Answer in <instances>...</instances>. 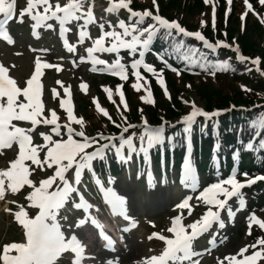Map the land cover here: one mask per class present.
<instances>
[{"label":"snow or ice","instance_id":"1","mask_svg":"<svg viewBox=\"0 0 264 264\" xmlns=\"http://www.w3.org/2000/svg\"><path fill=\"white\" fill-rule=\"evenodd\" d=\"M207 4L209 0H204ZM229 4L231 0H228ZM260 4L264 6V0H259ZM131 0H108V7L105 9L108 13L117 12L120 9L127 11V22L124 19H119L115 25L112 22L107 23L108 30L105 31V24L100 23V35L94 39L91 46L86 48L87 60L92 65H101L99 71L107 72L121 81L128 79V72L125 63L121 62V50H126L129 57H135L138 54L139 58H133L130 63L131 75L135 77L136 83L132 84V88L139 91L145 85H148V80L142 77L139 68L143 67L144 71L150 73L156 78L157 84L164 90L166 98L170 99V94L167 91L166 81L163 73L165 68L171 69L179 75V71L169 64L165 59L166 54L169 53V48H164L159 52H155L156 58L163 64L159 71L150 63H146L144 58L146 53L150 50L151 45L155 39L163 33V42L168 44L172 52L179 53L184 49L185 40L179 39L180 34L183 37H193L197 41H202L205 48L213 50L217 46L228 47L223 41L217 40L215 44L209 41L201 34L200 31H186L181 27L176 20L169 21L161 15L153 14L151 11H136L130 7ZM155 5V0H153ZM244 4L248 10L252 6L248 0H244ZM14 0H0V13L3 14L4 20H0V37L12 43V38L7 34L4 24L7 20L12 18L14 12ZM43 8V12L33 9ZM215 12L213 7V27H215ZM27 14L32 23L33 35H37L36 29L41 24H45L49 20H53L59 24V35L64 40L65 47L69 52L75 50V45L69 44L65 38V33L70 31L66 25H72L79 28L78 36L79 42H83L84 38L88 36L86 31L89 24H94L95 17L93 13V5L89 0H67L61 4L57 2L55 5L50 4L49 0H27V7L20 10V16ZM228 15L226 10L225 16ZM146 18H150L151 22H147ZM244 14L241 15L243 21ZM83 23H80V22ZM22 22V20H21ZM261 22L264 23V17H261ZM203 23V22H201ZM146 24V26H144ZM47 28H52L51 23L46 24ZM119 29V30H118ZM175 30V34H173ZM178 41V42H177ZM190 51L196 53L197 48L192 47ZM236 59L238 61L249 60V57L240 54L239 49L236 48ZM96 53L115 54V59L108 63L105 59L99 58ZM175 58V57H173ZM81 61L85 60L84 56L80 57ZM182 59L187 60L185 55ZM251 64L259 65V58L251 59ZM190 66H198L204 71L211 69L213 73L217 70H226L228 68V61H210L201 56V59H192ZM41 62L36 61L35 72L27 81V86L20 88L16 86L13 79L8 76V69L0 65V147L10 146L13 142L18 144L19 153L17 157L11 161V167L7 170L0 171V186H3L5 179L8 187L15 192L17 187L22 184L32 185V181L28 179V168L24 161L31 160L37 163V147L32 146V138L29 133L32 128L17 126L12 121H30L31 125L35 127L37 124L43 123L45 125H52L51 134L61 136L67 135L66 140H51V135H44L45 141H51V146L47 149V154L44 157L48 162V167L55 166L54 175L48 176L41 180L39 187L33 186V191L29 193L27 199L31 205L38 208L37 214L29 218L28 215L21 209L15 213L17 221L23 226V242L8 243L4 246L2 254H0V262L2 264H58V258L62 253L70 252L74 254L72 264H81V259L84 254V247L75 233H72L66 238L65 233L61 230V224L58 222V211L71 198V194L77 193L79 196V203H74L73 207L76 209H83L85 218L78 220L76 227H83L89 220L93 226L99 228V224L94 217L88 215L89 207L82 195L79 194L78 188L74 187L70 182L72 172L74 170L75 184L79 185L82 181V174L86 170L93 178L96 177L94 170V163L99 161L107 164L109 161V154L112 158L121 163H129L133 157L140 158L146 164H150V152L153 149L163 152L165 143L172 144L175 137L179 133L165 135V129L168 124L167 121L162 122L158 126H150L146 117H142L140 124L127 122V117L119 113L121 122L117 123L112 119L107 110L100 107L96 98L93 102L97 106V111L102 113L108 120L111 121L113 127L117 129V133L105 135L103 131H99L94 135H87L84 130V122L82 119H76L75 122L80 125V130L76 131L70 124L61 126L56 122V115L53 112L51 119L38 120L37 117L41 112V103L39 100V85L36 83L37 77L41 72ZM95 70V69H93ZM259 71V68H257ZM264 75V73H262ZM143 80V84L140 81ZM190 87V85H189ZM81 88L84 85L81 84ZM103 91L108 94L111 102V90L108 87L102 86ZM67 92V90H65ZM22 92L23 97L27 103L19 102L17 96ZM145 95L141 100L146 103H154L151 99L150 88L145 89ZM116 94L120 96V103L124 106L125 111L128 110V105L125 96L122 93V86H116ZM6 98V99H5ZM66 101H61V107H64ZM264 107V106H262ZM220 111H205L192 104L191 111L180 117L183 123V138L187 144V151L183 157L181 165L180 183L185 189H198V177L194 169L191 159V134L192 126L197 117H203L205 121L212 117L220 116ZM69 120L75 119L71 108L67 109ZM163 120V117L160 118ZM251 119V118H250ZM214 130L217 125H213ZM259 128L260 131H256ZM137 129L139 131L137 132ZM252 132L255 138L249 137V140L242 142V149L245 151L255 150L257 152L264 151V116L258 117L257 120L252 121ZM77 137V138H74ZM136 141H139L137 146ZM219 147V145H214ZM237 150H233V160L237 159ZM216 164L215 181L206 185L202 190L198 191L197 200L203 201L207 205L206 210L199 219L193 221L188 225H184L181 220L182 217L177 215L172 219L171 227L168 232L172 233V237L168 238L165 235H159L160 241H163L164 247L159 255H152L144 261V264H180L185 260L189 264H196L190 258L194 255H199L192 251V242L195 238L207 232L215 222L219 228H224V221L221 219V211H227V217L232 219L235 215L233 206L230 205V199L235 198V204L238 208L244 207V198L241 190L247 186L253 185L256 181H264V175H257L252 178H247L248 173H243L246 177L241 181L236 178L237 168L233 167L230 174L226 178H220L221 172L219 167V160L214 153L211 157ZM66 173L69 175L66 177ZM58 179L59 183L53 188V183ZM152 172L148 171V187L152 190ZM112 178H108V183L112 184ZM96 184H100L99 179H95ZM49 189H52L51 191ZM103 193L104 201L110 206L113 212L119 210V214L125 219L131 221L125 209V198L118 195L112 187H100ZM2 192V187H0ZM222 197V198H221ZM191 196H185L175 207L180 209H188L191 214V207L189 201ZM66 219V217H65ZM249 220V227L254 222L260 229L264 230V220L258 219L255 214L247 217ZM188 228L190 231H186ZM127 230V229H125ZM250 234V233H249ZM100 235L111 244V241L103 231ZM157 233H152L156 237ZM208 243H215V235L209 239ZM260 246V250L253 251L251 255H244L246 248H241L239 254L243 259L237 260L235 256L225 257L224 259L229 264H256L258 258L264 257V238H257L253 249ZM14 250L15 254H11ZM107 264H112V261H107Z\"/></svg>","mask_w":264,"mask_h":264},{"label":"rangeland","instance_id":"2","mask_svg":"<svg viewBox=\"0 0 264 264\" xmlns=\"http://www.w3.org/2000/svg\"><path fill=\"white\" fill-rule=\"evenodd\" d=\"M174 1V3H171ZM155 0V5L153 4V0H131V6L134 3L140 10H148L151 11L154 15L158 13V11H168L172 15H180L183 14L187 20H193V19H206L209 20L210 17H213V7H215L216 12L215 15L218 14L220 7L222 4H219L220 1L218 0H209V2L206 4L204 0ZM233 2V14L230 18L241 16L242 14H252V10H248L244 4L243 0H231ZM18 9L24 8V4L26 3V0H17ZM56 2H62V0H51V3ZM64 2H67L65 0ZM223 2H228V0H223ZM89 3L93 5V13L95 17V21H105L109 20L110 22L115 25V23L120 19V16H122V12H124V9H120L117 12L108 13L105 11L108 7V3L105 0H89ZM26 6V5H25ZM258 18L255 17H247L246 25L243 29H241L240 32H236L234 36H238L239 40L240 38L243 39L245 30H249V25L253 24H260L264 25V23L261 22V17H264V6L261 4L258 5ZM126 11V10H125ZM126 13V12H124ZM170 16V15H169ZM149 19V18H146ZM22 20V22H21ZM117 20V21H116ZM52 21L55 25H59L57 22L53 20ZM32 23L34 21H31L30 17L23 16L21 18L20 12L17 14L16 21H14V24L12 25L14 28L12 30V38L13 43L11 44H5L0 43V65L4 66L8 69V76L13 79L17 85H23L25 84V80L28 78V76L31 74L32 66L34 56L33 54L36 52H33L30 47L36 46L39 47V43L41 42L42 36L45 34L47 37V34L52 33L50 37V48L49 46H46L50 49V55L48 56L47 60L53 63L54 65H57L55 69L53 70H47L44 77V89L43 93L41 95V101L42 104L41 109L46 117L52 118V113L54 112L56 115V118L59 119V123H63L66 118L68 117L67 114V107H61V101L65 100V96L69 95V100L67 101V104H71V110L74 113L76 119H82L84 122V130L87 135H94L99 131H103L104 133H108L109 129L112 128V123L110 120H108L102 113L97 111V106L93 102V98H96V101L98 102L100 107H103L107 110L109 115L112 117V119L116 120L117 123L121 122V117L119 113H122L124 116L127 117V122H135L142 119V117H149L152 113L151 110L155 108V114L156 116H163V112L160 110V104L166 105L173 103V105L185 107V109L189 110L192 107V104L194 103L197 107L205 106V99L201 95V92H198L197 86L198 84L194 83L196 79H192L190 84L188 82V76L184 75L181 76L180 74L177 75L176 73L172 76V83L171 88L167 91L170 94V99L165 97L164 90L160 88V86L157 84L156 81L149 82L148 85H145L143 88H141L139 91H136L132 88V84L136 83V79L130 80L125 84V88L123 87V84L120 83L118 85L122 86V93L125 96L128 110L125 111V108L120 103V96L116 94V86L117 84L107 82V80H103V78L99 75L100 71L99 68L103 67L101 65H92L90 61L87 60V52L85 47L90 46L92 44V41H88V39H91L96 35V33L91 32L92 28H96L94 24H89L86 31L88 32V36H86L83 40V42H79V28L75 26V22H73L72 25H68L70 28L69 34L72 44L76 45L77 48H80L79 51H73L68 52L67 50L61 49V47L56 43V33H53V29L48 28H42V25L37 27L36 33L37 35H33V29H32ZM80 23H83L82 21ZM200 24V22H199ZM235 29V28H234ZM119 30V29H118ZM46 31V33H44ZM261 39H256V35L253 34V38H251V41L254 42L256 45V48L264 49V32H262ZM241 42V40H240ZM254 49V46H253ZM124 52L121 50V53ZM251 54H255L258 57L260 56V50L257 49L256 52H250ZM38 54V53H36ZM264 54V51H263ZM97 56L101 59H105L108 63H111L113 59V56L115 54H107V53H96ZM126 55V54H125ZM84 56L85 60L81 61L80 57ZM109 56H112V58H109ZM126 55V59H127ZM264 59V56L262 57ZM126 59L121 58L122 61H126ZM77 61L74 65L72 62ZM58 64L60 65V68L58 69ZM95 69V70H93ZM147 80V79H146ZM198 81V80H197ZM141 84H143V80L140 81ZM81 84L84 85V88H81ZM190 85V87H189ZM104 87H108L111 90V102L109 99L108 94H106L103 91ZM153 86L155 90L156 97L153 96V93H151V99L154 101V103H146L141 100V97L144 96L145 89L150 88ZM55 87L58 91V96H56L57 99L53 97V94H51L50 88ZM227 84H225L224 88H227ZM67 90V92L65 91ZM151 92V91H150ZM19 97H17L18 100ZM6 99V98H5ZM22 102V101H19ZM65 119V120H64ZM17 126L25 127L26 125L23 123L25 121H13ZM20 122L19 124H17ZM29 123V121H27ZM76 131L80 130V125L75 123L72 126ZM42 129V128H40ZM45 134V133H44ZM43 134H36L33 135V138H36V136L41 138ZM67 136V135H66ZM67 138H64L63 140H66ZM62 140V139H61ZM40 141L38 143H40ZM42 144V141H41ZM19 147V146H18ZM17 144L13 142L10 146H4L3 149L5 153H3L5 156L9 155L8 157H11L12 153L15 152V150L18 149ZM4 159H2V156H0V163L1 165H4ZM43 158L37 159V163H31L29 165H25L28 168V179L33 180L34 171L37 165L42 162ZM55 167L54 165L52 168ZM51 169V168H50ZM72 172V177L70 182L75 184V178H74V170H70ZM86 171V170H85ZM84 171V172H85ZM66 177L69 175L68 173L65 174ZM87 176V171H86ZM46 179L45 177H39L38 179V187L41 182V180ZM85 179L82 176V181ZM140 178H136L134 173L131 171H128L126 173L119 174L117 177H112V184L108 183V179L106 180L109 187H112L114 190L116 189L120 196L124 197L126 199V206L129 209V212L133 211L137 218L139 219V228L136 230L135 233H133L130 236L129 243L133 245H137L138 249H140L139 255H147L149 254H158L161 252V248L163 249V245L159 246L157 244H161L160 240L156 237H154V244L156 246H152L150 242H146L144 240V236L148 235V231L152 229L156 233L162 231L164 229V225L169 221L170 219L176 217L177 215L182 217L181 222L184 225H188L192 223L193 221L200 218V216L203 214L202 207L204 206L203 201L197 200L198 191L201 190V183L198 182V189H191L189 190L191 193L193 192L194 195H190L192 199L190 200L189 204L191 209L193 210L191 214H189L188 209H180L178 207H175L179 203V199L176 196L175 200L171 198L170 201H167L166 205L161 206V209H164V212L161 213L162 210H157V206L154 204L150 205L151 198H146L145 194L147 189L143 187L138 181ZM156 176L154 177L153 187H155L152 190H148L151 193L159 192L160 197L159 200H164L162 194L164 195L170 190L172 193L175 192V188L178 189V193L182 195L184 193L183 191L188 190L185 189L182 184L178 185L169 180L168 181V187L166 188H160L158 182L155 181ZM81 181V183H82ZM59 183L58 179L53 183V188L55 185ZM145 184V182H144ZM89 186V185H88ZM87 186V188H88ZM115 187V188H114ZM148 187V186H147ZM157 188V189H156ZM18 189L22 191L24 194L29 195L33 190L30 189V185L28 184H22L18 186ZM123 189V190H121ZM50 191L52 189H49ZM9 189L6 190V194L4 195L2 192L0 195V242H2L3 246H5L8 243H19L24 241L23 236V226L17 221L16 224H12L10 221V216H8L7 207H8V201H10L9 196ZM243 195V194H242ZM157 197V196H154ZM244 198V207L238 208L235 204V198H232L230 200V205L233 206L235 215L232 219H229L227 217V211L225 210L224 214L221 216L222 219H224V228L214 229L211 232V237L216 234L215 236V242H216V249L213 250V261L217 262L220 260L221 263L229 264L227 260L224 258L235 256L237 260H239L242 255L239 254V250L241 248H246V252H248L251 245L255 244V241L257 240L256 234L258 233V230H260L259 226L256 225L254 222L251 224V227H249V220L247 217H249L251 214L245 212L246 206L251 205L253 206V202L250 201L248 197ZM95 203V201H94ZM95 205H102L101 201L98 199ZM157 208V209H156ZM23 209V211L26 213L23 202L22 204L18 205V208L16 212ZM104 209V208H103ZM166 209V210H165ZM68 210H70L66 204L58 211V222L61 224V228L67 232L71 231V229H76L77 231L81 230L80 228L76 227L77 221L84 219V214H78V213H72L69 215ZM38 212V209H36V214ZM161 213V214H160ZM27 214V213H26ZM36 214L33 212L30 213L31 216L28 217L32 218ZM14 215V214H13ZM11 217H14V216ZM152 215V216H148ZM256 217L258 219L264 220V214L261 213H255ZM66 217V219H65ZM160 217V218H159ZM244 217V220L242 222V218ZM150 224V228H149ZM69 226L71 228L70 230H67L66 228ZM188 229V228H186ZM218 233V235H217ZM250 233V234H249ZM260 233H263V230H260ZM254 237H253V236ZM149 236V235H148ZM213 238V237H212ZM224 239V242L220 244L217 247V243L219 240ZM200 240V239H199ZM254 251V250H253ZM252 251V252H253ZM255 251H258L257 249ZM249 253L248 255L252 254ZM11 254H15L14 250ZM65 256L71 257V253H65ZM264 257L258 258L257 261L263 260ZM209 260V259H208ZM206 261V264L208 262ZM211 260V261H212ZM205 263V261H203Z\"/></svg>","mask_w":264,"mask_h":264},{"label":"trees","instance_id":"3","mask_svg":"<svg viewBox=\"0 0 264 264\" xmlns=\"http://www.w3.org/2000/svg\"><path fill=\"white\" fill-rule=\"evenodd\" d=\"M171 3H174L172 1ZM199 3V2H198ZM183 19V18H182ZM186 22V20L183 19V23ZM185 24V23H184ZM229 28L227 29L229 33V38L234 36L235 28L238 29V22L235 20H232L228 22ZM249 30H245V34L243 39L238 38V41L243 48L244 53L249 52H256L257 49L260 50V56H264L263 51L264 49L256 48V44L251 41V38H253V34L256 35V39H261L263 30L260 28L259 25H249ZM249 35L251 38H249ZM254 46V49H253ZM219 52H214L213 55L217 56ZM225 84H227V88L225 87ZM241 84L246 85V87L241 88ZM198 92H201V95L205 99V104L207 108L211 107L212 105L215 106H226L229 101L232 102H243V103H251L253 101H256V97L260 94V92L264 91V85L253 81V79H244L239 77L238 75H226V76H218L214 80H208L206 82L201 81L197 88ZM200 90V91H199ZM169 114V116H173L174 112L176 111V108L170 106L169 108L165 109ZM152 119L156 120V115L152 114ZM264 137V136H262ZM207 150L203 146V157H206ZM254 161V160H252Z\"/></svg>","mask_w":264,"mask_h":264},{"label":"bare ground","instance_id":"4","mask_svg":"<svg viewBox=\"0 0 264 264\" xmlns=\"http://www.w3.org/2000/svg\"><path fill=\"white\" fill-rule=\"evenodd\" d=\"M151 204H154L155 206H157L158 208H161V206L163 205H166L165 203L163 202H157L155 199H152L151 202H150V205ZM78 237V239L81 241V236H82V233H75ZM81 243L83 244V241H81ZM126 247V246H125ZM127 249V250H125ZM84 254L86 255H92V254H95L96 257H100L102 256V254H104L103 252H95V247L93 245H90V247H84ZM133 256H135V251L134 249L132 248H123L121 250V253L119 254V259L118 260H121L120 264H124V263H127ZM84 260H86L84 258ZM104 264V263H103ZM112 264H114V262L112 261Z\"/></svg>","mask_w":264,"mask_h":264}]
</instances>
